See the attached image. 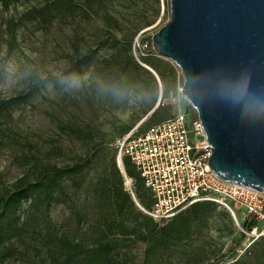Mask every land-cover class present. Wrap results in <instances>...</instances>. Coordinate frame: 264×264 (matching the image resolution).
<instances>
[{"label": "rangeland", "instance_id": "1", "mask_svg": "<svg viewBox=\"0 0 264 264\" xmlns=\"http://www.w3.org/2000/svg\"><path fill=\"white\" fill-rule=\"evenodd\" d=\"M68 1L81 8L78 13L59 16L48 27L26 21L12 49L7 21L32 6L59 0H31L8 8L0 3V98L39 87L27 103L0 118V193L21 177L35 180L47 165L70 166L85 154L104 149L81 173L61 180L62 191L48 212L36 198L22 204L18 216L24 232L6 243L15 255L0 264H51L52 256L59 254V236L90 243L103 212L93 187L118 153L116 140L136 126L141 133L181 111L198 120L181 92V70L153 49V34L170 19V0ZM138 38L150 56L142 55ZM111 39L118 48L109 47ZM90 48L96 50L92 60L77 67ZM136 61L144 69L136 70ZM49 77L55 83H39ZM71 128L86 134L81 138ZM241 235L230 213L218 208L206 229L160 252L152 264H212L239 243ZM244 236L236 257L255 241L252 235ZM122 244L117 256L124 264L145 263V243Z\"/></svg>", "mask_w": 264, "mask_h": 264}, {"label": "water", "instance_id": "2", "mask_svg": "<svg viewBox=\"0 0 264 264\" xmlns=\"http://www.w3.org/2000/svg\"><path fill=\"white\" fill-rule=\"evenodd\" d=\"M152 44L182 72L211 170L264 191V0H170Z\"/></svg>", "mask_w": 264, "mask_h": 264}, {"label": "trees", "instance_id": "3", "mask_svg": "<svg viewBox=\"0 0 264 264\" xmlns=\"http://www.w3.org/2000/svg\"><path fill=\"white\" fill-rule=\"evenodd\" d=\"M30 1L0 0V3L8 8L11 4ZM78 9L81 8L68 0H59L53 4L32 6L25 10L18 19L11 18L7 21L5 28L10 36V48L14 47L17 31L26 21L48 27L59 16L74 15L78 13ZM109 47L116 49L118 44L111 39ZM151 52L154 53L153 50ZM95 53L96 50L90 48L84 60L77 67L92 60ZM133 63L136 70L144 69L137 61ZM158 74L163 78L160 72ZM54 80L49 77L40 80L39 83L44 86L49 82L55 83ZM34 91H39V87L34 90L21 91L10 98H0V118L5 117L11 109L27 103ZM71 130L81 138L86 134L82 129L71 128ZM89 139L93 140L92 134L89 135ZM99 150L95 154H85L70 166L47 165L35 180L30 181L21 177L12 184V188H5L0 193V263L15 255L14 250L5 247L6 243L20 237L24 232L18 216L22 204L36 198L38 204L44 208L45 212H48L53 203L57 201L56 193L62 191L61 180L81 173L86 164L96 159V153ZM123 168L127 176L133 180L134 194L139 206L132 194L125 188L123 170L118 164L117 154L112 155L107 168L108 173L99 178L93 187L94 198L103 205V212L97 222L92 241L85 243L67 236H59V254L52 256L51 264H124L117 254L124 248L122 241L130 240L145 243L144 264H152L160 252L178 247L190 241L199 231L206 229L210 218L218 208L230 213L217 203L204 200L193 203L164 223L157 222L143 210L152 207L154 198L128 157L123 158ZM241 226L246 232L260 228V224L252 218L241 222ZM241 233L239 243L229 247L222 255L215 258L212 264H223L231 259L234 260L231 264H264V235L255 239L242 255L236 257L246 234L243 231ZM119 236L121 238H118Z\"/></svg>", "mask_w": 264, "mask_h": 264}, {"label": "built area", "instance_id": "4", "mask_svg": "<svg viewBox=\"0 0 264 264\" xmlns=\"http://www.w3.org/2000/svg\"><path fill=\"white\" fill-rule=\"evenodd\" d=\"M137 46L148 55L140 38ZM146 50V52H144ZM138 126L116 140L117 161L123 167L128 157L151 191L154 202L143 209L154 220L164 223L198 201H213L226 208L240 230L254 240L264 235V191L230 183L217 177L208 159L209 142L198 120L185 111L151 125L144 133ZM206 147V148H205ZM124 183L134 194L133 180L123 168ZM255 219L260 228L246 232L241 222Z\"/></svg>", "mask_w": 264, "mask_h": 264}]
</instances>
